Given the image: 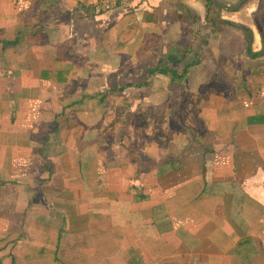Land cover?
<instances>
[{
    "label": "crops",
    "instance_id": "obj_1",
    "mask_svg": "<svg viewBox=\"0 0 264 264\" xmlns=\"http://www.w3.org/2000/svg\"><path fill=\"white\" fill-rule=\"evenodd\" d=\"M100 1L46 0L42 9L40 0H0V71L4 64L23 69L29 63L36 65L39 79L42 71H54L46 51L56 47L59 52L65 30L78 39L73 46L77 56L85 54L91 42H95L94 51L99 49L97 42L108 48L109 81L119 77L146 81L148 59L154 66L160 60L172 65L184 59L182 50H174V61L162 57V49L170 51L180 37L177 13L190 10L203 23L208 12L202 0H129L108 10L99 8ZM247 5L232 13L242 19L239 24L246 25L245 19L254 12L264 17V0H249ZM12 22L22 25L17 32L8 26ZM223 29L215 34L216 52L210 41L205 49L209 54L214 51L211 56L218 62L217 69L232 71L231 76L220 77L234 81L237 94L245 90L241 81H249L250 88L243 94L245 104L239 105L234 91L226 103L222 95L210 92L202 114L208 121L214 118L211 125L170 128L175 136L157 143L144 139L151 130H140L137 124L118 132L120 124H125L117 119L121 112L97 132L103 112L78 111L75 116L83 134L103 137L95 153L90 148L98 139L80 145L68 138L52 145L55 141L35 128H42L43 121H25L8 133L0 128V264H264V60L257 61L264 57L253 58L263 45L255 33L252 54L245 56L244 32L230 26ZM41 30L49 37H42ZM153 35L158 39L155 46L144 45ZM5 52L8 56L2 61ZM196 55L190 60H197ZM204 58L201 54L199 66L208 67L211 61ZM247 61L252 70L242 80L240 70ZM199 66L189 77L190 94ZM76 71H66L67 81ZM155 77L171 81L163 75ZM210 81L213 76L201 88ZM183 98L184 92L178 103ZM122 136L125 141L118 143ZM39 150L46 152L40 155ZM116 152L112 171L123 176L113 179L114 183L108 179L104 188L97 162L100 157L110 160ZM89 160L90 180L85 187L91 194L90 207L80 211L75 205L58 204L52 211L47 199L71 198L65 190L54 193L57 186H52V178L59 172H74L75 164L80 173ZM133 172L137 184L129 188L125 181ZM114 187L124 195L103 193ZM65 230L75 231L73 239L62 235ZM15 231L17 238L8 237Z\"/></svg>",
    "mask_w": 264,
    "mask_h": 264
},
{
    "label": "rangeland",
    "instance_id": "obj_2",
    "mask_svg": "<svg viewBox=\"0 0 264 264\" xmlns=\"http://www.w3.org/2000/svg\"><path fill=\"white\" fill-rule=\"evenodd\" d=\"M237 1L238 0H227L224 3L235 5ZM246 9H250V6L247 5ZM222 11L221 15L224 16L225 19L233 23L242 22L241 18L236 16V14H232L233 12ZM178 16L179 14L177 13V18ZM201 16L204 15L201 13ZM261 18L264 20V17ZM244 22L248 23L247 26L254 32H257L255 26L250 21L245 19ZM15 23L16 22L9 23L8 26L11 27L14 32H17L22 25L17 23L18 25L16 26ZM223 28L217 33V35L224 30ZM63 31L66 37L64 39V43L59 45V52L56 47H49L47 48L46 54L47 58L52 62V68L54 70L68 71L73 68H78V71H76L72 77L69 75L67 83L64 84L65 87L63 85L49 83L37 78L36 76L38 75V72L36 71L37 67L34 63H29V66L23 67V69L10 68L9 64L3 65L0 71V75L2 74V77L0 76V128L2 129V132L8 133L12 131L15 126H19L25 121L34 122L39 120L43 121L44 126L42 128L35 126V128L41 130V132L55 141L51 143L52 145L55 146L57 140L62 141L63 139L68 138L71 139L72 142L75 141L80 145H84L85 141H91L94 139L96 141L98 139L100 142L90 148V152L95 153L97 145L101 143L103 137L100 134H98V138H96L97 135L95 134H83V126L78 124L79 118L75 116V113L78 111H88L93 113L95 111L98 115H101L102 111V123L100 127L97 128V132H100L103 128L108 126V122L116 120L115 114L117 112H121V117L118 120L124 121L125 124H120L121 126H119L118 132L121 129H123V131L126 130L129 126L135 127L137 124L140 130H151L144 139H155L154 141L158 143L175 136V134L170 133V128L179 127L175 125L176 123L174 124L173 117L175 115L179 114V116L182 117L184 125L190 123H194L196 126H201V124L204 123L208 125L212 124L214 118L209 119L210 123L202 114L203 110H205V107L207 106L205 99L213 89L212 85H216V88L223 92L222 96L224 98V103H226L225 101H228V97L231 96L233 91V94H237L238 92V85H232L234 81H210L208 85H204L201 88V83L205 82L206 78L208 81L212 76L215 78L214 73H217L216 79L219 80L220 76L227 78L231 76L232 72L231 70H224L220 73V71L218 72V70H216V64H218V62L215 63L214 58L211 55L218 49V47L216 46V41L214 40L216 39V36L211 32V30H207L202 36L196 37V39L192 41V37L188 35L186 36V34L183 36L181 28V34L178 40L174 43L175 46L171 47L170 51L168 49H162V57H169V59H172L173 61L174 50H176V52L179 50L183 51L184 59L182 62L172 64L173 67L178 66L179 69H182L186 63L196 61L194 59L190 60L195 53H199V55L203 54V56H205L204 61L207 59L211 61V64L208 65V67L199 66V68L195 69L191 89L192 94L186 97V99L180 101H183L180 111H176V108H174L175 111H173L172 107L178 104L184 90L174 85L171 81H159L158 79L156 81V77H154L151 79V83L149 85L142 88L130 87L126 88L121 93L109 92L112 89L124 88L129 83L140 84L145 81H123L121 77H119L118 81H109L108 48L100 46L97 42L96 44L99 49L94 51V48L91 46H93L95 42H91L89 46L90 48L86 49L85 54L80 53L82 56H77L75 54L76 51L73 50V46L76 45L78 39L70 31ZM7 33L10 34V31ZM160 33L162 34V32ZM40 35L45 38L49 37V33L42 30L40 31ZM204 38H209V41L212 44L211 50H214L212 54H209L210 50L201 49V43L205 40ZM161 40L162 39L160 38L159 41ZM102 41L107 42L108 39H103ZM147 41L148 40L144 41L146 46H148ZM252 44L254 47V43ZM161 45L163 44L161 43ZM157 47L160 48V46ZM189 47L194 50L188 51ZM79 49L81 48L79 47ZM130 49L131 51H135V45L131 44ZM164 51L168 54H165ZM66 53H69L70 55H67ZM190 55L191 57H189ZM7 56V52L3 53L1 56L2 61H6ZM259 60L261 61L264 59H258L257 61ZM47 62L48 61H45V63ZM247 64L250 66V62H247ZM246 68V64H243L242 69L246 70ZM242 69L240 70L242 73V80H245V76L250 74L251 71L243 73ZM29 70L30 74L28 73ZM240 83L242 84L243 89L245 88V90L249 91L250 87L246 86L249 81H241ZM244 91L237 94V105H239V102L241 104H245L244 102L246 98L243 94L246 92ZM151 95H154L155 97ZM103 97L106 99L105 103H102V100L104 99ZM152 98H154V100H151ZM153 110H156V117L153 116ZM192 110L197 113V118L187 116V113ZM63 111H67L69 114L63 115ZM54 113H56V115L62 114V116L60 115L55 117ZM126 114L128 115L125 116ZM45 121L47 122L46 124ZM159 133L164 134V139L162 141L158 139ZM80 136L81 138L79 141ZM123 137L124 136L118 138V143L125 141H121ZM129 141L131 140L129 139L128 143ZM60 143L56 144V146H60ZM77 146L82 148V146ZM106 148L105 152L108 156V146ZM127 148L128 147H125L123 150L127 151ZM43 152H46V150H39L38 154L41 155ZM94 153L90 154V156H93ZM117 153L118 152L111 153L113 156H111L110 160L102 157H100L99 160L98 157V160L100 161L97 162L99 169L98 176L100 177L99 182L104 184V188L108 186L106 185L108 184V179L111 180L110 183H114L113 179H118L117 176H123L122 172L116 173V171H112L114 167L111 166V160L113 161L116 159L115 155ZM85 163L87 167H81L80 173L77 168V164H75L76 169L74 172L69 174H62V172H59L56 177L52 178V186H57L54 193L65 190L64 194L70 195L71 197L70 199H59L54 197V199H47L46 205L51 208L52 211H54L55 205L58 204L75 205L80 209V211H85L90 207L89 201L91 199V194L85 187V181L90 180L88 172L91 160L85 161ZM136 167L137 166L135 165V168ZM60 169L64 170L65 168L61 167ZM47 177L49 178V175ZM125 182L126 186L129 188L130 186H136L137 181L135 175ZM95 183H97V181ZM73 187H76V189L73 190ZM103 193L116 197H122L124 195L122 190L120 191L116 187L111 188L109 191L104 190ZM32 202L35 203L36 201L33 200ZM52 232L53 231H51V233ZM61 233L64 237L68 238H72V234L75 235L74 230H65L61 231ZM53 234H55V232H53ZM18 235V232L15 231L8 237L17 238ZM11 247L6 248L10 249Z\"/></svg>",
    "mask_w": 264,
    "mask_h": 264
},
{
    "label": "trees",
    "instance_id": "obj_3",
    "mask_svg": "<svg viewBox=\"0 0 264 264\" xmlns=\"http://www.w3.org/2000/svg\"><path fill=\"white\" fill-rule=\"evenodd\" d=\"M202 1H204V3H206L207 5L210 4L209 8H208V12L205 15L203 23L201 21L200 15L194 14L190 10L187 11L186 13L180 14L178 16V19L176 21L178 24L181 25L183 36L186 34V36L188 35V36L192 37V41H194V39H196V37L202 36L203 33H205L207 30H211L212 33L220 32L222 30V25L235 26V27L241 28L240 25H236L235 23L224 21L222 19V16H221V12H223V11L221 9L217 8L216 6H213L211 4V0H202ZM40 8H42V9L46 8V0H40ZM258 29L262 34V40H263L262 42L264 44V30L262 29V27L260 25H258ZM146 40H148L147 45L149 47L155 46V43L158 41V39L156 38L155 35L150 36L149 38H146ZM206 46H208L207 39L203 40V42H202V47H206ZM250 46H251L250 43L247 42L246 49H245L246 55L244 53L245 56H247L248 54H252L251 53L252 49ZM188 50L193 51L194 49L189 47ZM144 57L147 58V55H144ZM195 57L197 59L196 61H193V62H190V63L184 65V67L182 69L173 68V66L168 63L169 61L167 59L166 60H160L156 66H154L153 63L151 62V60L148 59L147 66H146L147 80L144 83H140V84L129 83L124 88L112 89L109 92L121 93L126 88H130V87L142 88L146 85H149L151 83L150 82L151 79L154 78L156 75H163L165 77L170 78L171 82L174 85H176V86H178L184 90L185 98L182 99V100H184V99H186V97H188L190 95L189 77H190L193 69L195 67L199 66L200 55H196ZM260 57H264V46H263V49L260 53L253 54L254 59H257ZM246 66H247L246 70L242 69L243 73L252 70V68L250 66H248L247 63H246ZM217 70H218V72L220 71V73H221L220 69H217ZM66 75H67L66 71H57V70L42 71L40 74V79L44 80L46 82H54V83L58 82V83L65 84L67 82V76ZM216 75H217V73H214V76H215L214 81H223L221 77L219 78V80H217ZM212 87H213V89L210 92L214 91V92L218 93L219 95L223 94L222 91H220L219 89L216 88L217 87L216 85H212ZM108 96H109V94H108ZM105 101H106V99L104 98L102 100V103H105ZM182 102H180L177 105H175L174 107H172V110L175 111L174 108H176V111H180L181 106H182ZM195 114H196V112L193 111L188 117H194ZM120 116L117 119H119ZM173 118H174V120H173L174 124L176 123L175 125H177L179 127L186 126V128H193L196 126V124H194V123L184 125L182 117H180L179 114L175 115ZM172 129H175V128H172ZM158 137H159L158 139L160 141H162L164 139V134L159 133Z\"/></svg>",
    "mask_w": 264,
    "mask_h": 264
},
{
    "label": "flooded vegetation",
    "instance_id": "obj_4",
    "mask_svg": "<svg viewBox=\"0 0 264 264\" xmlns=\"http://www.w3.org/2000/svg\"><path fill=\"white\" fill-rule=\"evenodd\" d=\"M219 1H220V2H223L222 0H219ZM240 1H241V0H238L237 3H236L235 5H231V6H236ZM223 3H224V2H223ZM247 3H248V2H247ZM247 3H246V4H247ZM211 4H212V0H211ZM246 4H245V5H246ZM209 5H210V4H209ZM209 5H207V8H209ZM212 5H213V4H212ZM229 5H230V4H229ZM245 5H244V6H245ZM213 6H215V5H213ZM221 16H222V15H221ZM222 19H223L224 21L231 22V21L225 19L224 16H222ZM246 20L250 21V22L255 26V29L257 30V32H254L251 28H249V27L247 26L248 23H247L246 25L239 24V23H235V24L241 26V28H239V27H236V28L242 30V27H245L244 29H248V30L251 32V34H252V38H251V40H249V39H248V35H247V33H246L244 30H242V31L244 32L245 36H246L245 49H246L247 42L250 43V45H251L250 47H251V49H252V48H253V44H252V43H254V41H255V38H254V34H255V33H257V34L260 36V40H261V42L263 41V40H262V34H261V32L259 31V29H258V25H260V26L262 27V29L264 30V28H263V22H264V20H263L261 17L258 16L257 12H256V13L254 12V13H252L251 15H249V16L247 17ZM232 23H233V22H232ZM224 26H227V25H222V28H223ZM230 27H235V26H230ZM214 34H217V33H214ZM207 41H209V39H207ZM201 45H202V43H201ZM262 45L264 46L263 42H262ZM201 49H205V47H201Z\"/></svg>",
    "mask_w": 264,
    "mask_h": 264
},
{
    "label": "water",
    "instance_id": "obj_5",
    "mask_svg": "<svg viewBox=\"0 0 264 264\" xmlns=\"http://www.w3.org/2000/svg\"><path fill=\"white\" fill-rule=\"evenodd\" d=\"M249 0H241L236 6H231L229 4L220 2L219 0H212V4L215 5L217 8L228 11V12H237L239 11ZM245 27H242V30H244L247 35L248 39L251 40L252 34L248 29H244Z\"/></svg>",
    "mask_w": 264,
    "mask_h": 264
},
{
    "label": "built area",
    "instance_id": "obj_6",
    "mask_svg": "<svg viewBox=\"0 0 264 264\" xmlns=\"http://www.w3.org/2000/svg\"><path fill=\"white\" fill-rule=\"evenodd\" d=\"M129 0H101L99 3V8L101 10H108L111 9L112 7H115L119 4L122 3H128Z\"/></svg>",
    "mask_w": 264,
    "mask_h": 264
}]
</instances>
